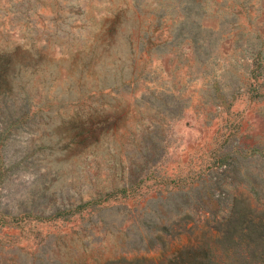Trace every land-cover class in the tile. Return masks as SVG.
Wrapping results in <instances>:
<instances>
[{
    "label": "rangeland",
    "instance_id": "1",
    "mask_svg": "<svg viewBox=\"0 0 264 264\" xmlns=\"http://www.w3.org/2000/svg\"><path fill=\"white\" fill-rule=\"evenodd\" d=\"M0 67V264H161L264 204V0H0Z\"/></svg>",
    "mask_w": 264,
    "mask_h": 264
},
{
    "label": "trees",
    "instance_id": "2",
    "mask_svg": "<svg viewBox=\"0 0 264 264\" xmlns=\"http://www.w3.org/2000/svg\"><path fill=\"white\" fill-rule=\"evenodd\" d=\"M8 69L0 72V88L8 85ZM252 188L258 197L263 196L264 188L257 185L256 179ZM225 208V215L213 227L218 232L213 242L180 250L161 264H264V204L254 205L249 199L236 196ZM142 262L137 260L131 264Z\"/></svg>",
    "mask_w": 264,
    "mask_h": 264
}]
</instances>
